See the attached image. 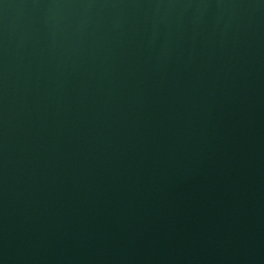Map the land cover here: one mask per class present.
Returning a JSON list of instances; mask_svg holds the SVG:
<instances>
[{"label":"water","instance_id":"water-1","mask_svg":"<svg viewBox=\"0 0 264 264\" xmlns=\"http://www.w3.org/2000/svg\"><path fill=\"white\" fill-rule=\"evenodd\" d=\"M0 264H264V0H0Z\"/></svg>","mask_w":264,"mask_h":264}]
</instances>
